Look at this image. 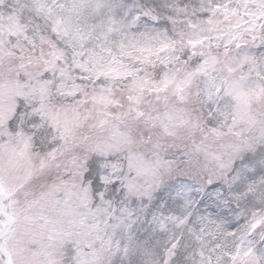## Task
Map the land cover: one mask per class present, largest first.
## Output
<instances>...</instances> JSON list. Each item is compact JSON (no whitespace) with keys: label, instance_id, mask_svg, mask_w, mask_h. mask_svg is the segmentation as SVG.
<instances>
[{"label":"snow or ice","instance_id":"1","mask_svg":"<svg viewBox=\"0 0 264 264\" xmlns=\"http://www.w3.org/2000/svg\"><path fill=\"white\" fill-rule=\"evenodd\" d=\"M0 264H264V0H0Z\"/></svg>","mask_w":264,"mask_h":264}]
</instances>
